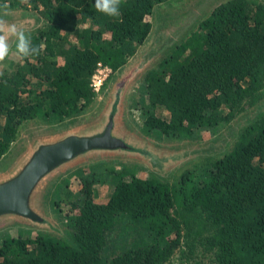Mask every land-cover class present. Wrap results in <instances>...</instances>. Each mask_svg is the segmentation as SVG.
<instances>
[{"label":"trees","instance_id":"1","mask_svg":"<svg viewBox=\"0 0 264 264\" xmlns=\"http://www.w3.org/2000/svg\"><path fill=\"white\" fill-rule=\"evenodd\" d=\"M168 1L121 0L120 15L109 17L94 8L95 0H0L45 20L28 34L39 55L15 53L0 70V159L24 120L63 122L86 109L98 69L121 68L148 38L155 6ZM142 87L154 111L143 123L151 135L218 133L261 98L264 2L214 6L157 71L144 75ZM187 154H158L153 166L164 170ZM94 169L73 198L54 203L73 226L71 239L17 231L0 240V264H164L190 222L201 225L193 234L205 232L202 245L213 250L216 264H264V112L227 152L171 180L140 177L126 166ZM106 183L108 193L96 196L94 186Z\"/></svg>","mask_w":264,"mask_h":264},{"label":"rangeland","instance_id":"2","mask_svg":"<svg viewBox=\"0 0 264 264\" xmlns=\"http://www.w3.org/2000/svg\"><path fill=\"white\" fill-rule=\"evenodd\" d=\"M24 0H20L21 4ZM224 0H170L157 4L152 15V29L137 51L127 59L125 64L116 71L108 67H100L93 76L95 97L86 109L63 122L48 121L40 118L24 120L18 126V135L12 142L9 151L0 159V169H12L15 161L29 148H36L37 141L55 137L81 127L92 126L104 118L111 105L112 93L120 92L119 107L115 123L128 139L138 140L144 144L153 157L158 154L171 156L175 153L188 154L158 170L150 160L143 159L139 154L118 150L115 153H95L82 162L51 177L40 197V209L46 216L47 225L24 222L0 223V240L23 231L24 234L43 233L55 240L71 239L73 226L68 216L54 206L55 202H64L73 198L80 186V181L98 171L94 167H112L121 169L126 166L134 170L140 177L171 180L175 173L191 164L200 163L203 159L217 157L227 152L237 140L243 127L264 112V88L261 98L254 105L243 107L235 117L215 135H199L195 139L186 137H162L151 135L144 127V119L154 111L149 107L144 96L142 79L148 71H157L158 64L183 37L195 29L198 20L209 14L214 6ZM264 2V0H255ZM7 3V2H5ZM9 23H15L26 35L44 26L45 20L32 8L9 6V14L5 17ZM11 52L0 62V70L10 64L15 54V44L9 41ZM247 105V104H246ZM161 112L156 110L155 113ZM103 113L102 118H100ZM100 118V120H98ZM136 143V142H135ZM6 167V168H5ZM3 174V173H0ZM107 184H96V196L104 197L110 188ZM61 203V204H62ZM201 230L197 222L184 225L181 245L164 264H216L211 252L202 245L205 232L193 234Z\"/></svg>","mask_w":264,"mask_h":264},{"label":"water","instance_id":"3","mask_svg":"<svg viewBox=\"0 0 264 264\" xmlns=\"http://www.w3.org/2000/svg\"><path fill=\"white\" fill-rule=\"evenodd\" d=\"M107 113L108 109L106 116L101 113L100 118L105 117L99 118L100 121L92 126L38 140V147L29 148L23 153L11 170H4V167L0 169V173H3L0 174V223L47 225L48 220L40 209L39 200L51 177L95 153H115L126 148L124 140L112 132V121L108 122ZM114 131L124 134L119 127ZM124 137L128 142L132 141L133 145L134 142L139 144L138 140Z\"/></svg>","mask_w":264,"mask_h":264},{"label":"clouds","instance_id":"4","mask_svg":"<svg viewBox=\"0 0 264 264\" xmlns=\"http://www.w3.org/2000/svg\"><path fill=\"white\" fill-rule=\"evenodd\" d=\"M121 0H95L94 8L109 17L120 15ZM9 14V5L0 4V62H3L11 52L9 41L15 44V52L20 58L39 55V47L34 46L30 35L18 28L15 23H9L6 16Z\"/></svg>","mask_w":264,"mask_h":264},{"label":"flooded vegetation","instance_id":"5","mask_svg":"<svg viewBox=\"0 0 264 264\" xmlns=\"http://www.w3.org/2000/svg\"><path fill=\"white\" fill-rule=\"evenodd\" d=\"M119 97H120V92L116 89L114 93H112V99H111V105L108 107V122L109 120L112 121V132L117 133V136L122 138L126 144V148H121V150H124L126 152H133L139 154L143 159H148L150 160V163L153 166V163L155 162V157H153V153L150 152V149L146 147L144 144L140 145L137 144V142L130 141L128 142L127 139H125V135L121 134L119 131H114L115 128H117L116 123H115V117L116 113L118 112V107H119ZM107 122V124H108ZM105 124L103 128L107 125Z\"/></svg>","mask_w":264,"mask_h":264},{"label":"built area","instance_id":"6","mask_svg":"<svg viewBox=\"0 0 264 264\" xmlns=\"http://www.w3.org/2000/svg\"><path fill=\"white\" fill-rule=\"evenodd\" d=\"M99 69H100V68H99ZM99 69H98V70H99ZM92 82H93V79H92ZM92 85H93V87H94L95 84L93 83ZM94 90H95V88H94Z\"/></svg>","mask_w":264,"mask_h":264}]
</instances>
